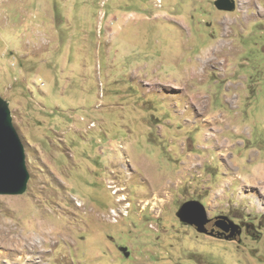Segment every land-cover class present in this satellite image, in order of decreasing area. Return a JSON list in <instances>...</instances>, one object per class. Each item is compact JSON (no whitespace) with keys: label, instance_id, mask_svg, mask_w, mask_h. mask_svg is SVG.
I'll return each mask as SVG.
<instances>
[{"label":"rangeland","instance_id":"1","mask_svg":"<svg viewBox=\"0 0 264 264\" xmlns=\"http://www.w3.org/2000/svg\"><path fill=\"white\" fill-rule=\"evenodd\" d=\"M214 1L0 0L29 175L0 264H264V0ZM190 200L241 235L182 223Z\"/></svg>","mask_w":264,"mask_h":264},{"label":"water","instance_id":"2","mask_svg":"<svg viewBox=\"0 0 264 264\" xmlns=\"http://www.w3.org/2000/svg\"><path fill=\"white\" fill-rule=\"evenodd\" d=\"M214 6L218 10L233 11L234 0H215ZM29 179L25 164V152L23 144L15 130L10 115L8 104L0 96V195H20L25 192ZM178 219L187 225L193 226L198 233L208 234L206 225L210 222L207 210L203 204L196 200H190L181 205L176 213ZM228 219L227 217H221ZM222 232H228L229 226L223 222L216 224ZM234 225L231 234L226 239L240 235L241 231ZM125 256L129 253L126 248Z\"/></svg>","mask_w":264,"mask_h":264},{"label":"flooded vegetation","instance_id":"3","mask_svg":"<svg viewBox=\"0 0 264 264\" xmlns=\"http://www.w3.org/2000/svg\"><path fill=\"white\" fill-rule=\"evenodd\" d=\"M221 217H227V216L219 215V216L209 217L210 222L206 225V228L208 230V234H206V235L211 236V237H215L218 239H226V237L231 234V230H232V227L234 225L238 226L239 227L238 230H240L242 233V227L240 225H237L235 222L231 221V219L229 217H227L228 219H222ZM219 222H223L224 225H228L229 231L226 233L222 232V230L216 226V224ZM241 233H240V235H241ZM240 235L235 236L233 238H229L228 240H234V238L239 237ZM258 236L259 235H257V237Z\"/></svg>","mask_w":264,"mask_h":264},{"label":"bare ground","instance_id":"4","mask_svg":"<svg viewBox=\"0 0 264 264\" xmlns=\"http://www.w3.org/2000/svg\"><path fill=\"white\" fill-rule=\"evenodd\" d=\"M226 45H227V44H226ZM211 54H212V57H211V58H209L210 56L208 57V59L206 60V64L209 63L210 61H213L214 59H216V58H215L216 56L214 57L215 52H212V51H211ZM211 54H210V55H211ZM215 61H216V60H215ZM207 66H208V65H207ZM262 208H263V207H262ZM31 246H32V245H31ZM31 246H30V248H31V252H33V251H32V250H34V249H32L33 246H32V247H31ZM30 248H29V250H30ZM23 255H24V254H23ZM23 255H22V256H23ZM27 255H28V254H27ZM29 256H30V255H29Z\"/></svg>","mask_w":264,"mask_h":264}]
</instances>
